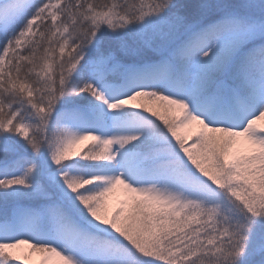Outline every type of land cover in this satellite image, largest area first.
<instances>
[{
	"label": "snow or ice",
	"instance_id": "obj_1",
	"mask_svg": "<svg viewBox=\"0 0 264 264\" xmlns=\"http://www.w3.org/2000/svg\"><path fill=\"white\" fill-rule=\"evenodd\" d=\"M0 264H264V0H0Z\"/></svg>",
	"mask_w": 264,
	"mask_h": 264
}]
</instances>
